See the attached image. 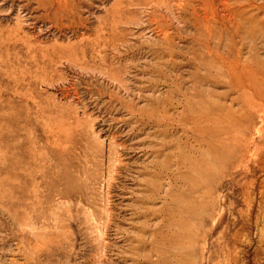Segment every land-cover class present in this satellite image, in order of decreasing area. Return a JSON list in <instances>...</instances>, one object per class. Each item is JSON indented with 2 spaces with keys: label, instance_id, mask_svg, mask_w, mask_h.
<instances>
[{
  "label": "rangeland",
  "instance_id": "1",
  "mask_svg": "<svg viewBox=\"0 0 264 264\" xmlns=\"http://www.w3.org/2000/svg\"><path fill=\"white\" fill-rule=\"evenodd\" d=\"M0 264H264V0H0Z\"/></svg>",
  "mask_w": 264,
  "mask_h": 264
},
{
  "label": "bare ground",
  "instance_id": "2",
  "mask_svg": "<svg viewBox=\"0 0 264 264\" xmlns=\"http://www.w3.org/2000/svg\"><path fill=\"white\" fill-rule=\"evenodd\" d=\"M122 85V84H121ZM257 96V95H256ZM257 98H259V97H257ZM257 100V99H256Z\"/></svg>",
  "mask_w": 264,
  "mask_h": 264
}]
</instances>
